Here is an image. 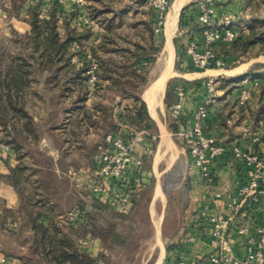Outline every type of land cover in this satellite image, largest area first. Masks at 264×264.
I'll return each instance as SVG.
<instances>
[{"label": "crops", "instance_id": "1", "mask_svg": "<svg viewBox=\"0 0 264 264\" xmlns=\"http://www.w3.org/2000/svg\"><path fill=\"white\" fill-rule=\"evenodd\" d=\"M136 1L138 0H134ZM201 1H172L167 20L174 12L176 2L181 3L172 35L174 55L171 66L174 75L167 80L162 105L156 108L158 119L151 114L149 103L145 99L148 88L141 97L147 104L150 118L153 122H157L158 130H161L162 134L165 130L170 139L171 136H175L176 139L181 140L183 133L193 128L195 113L209 97L207 80L209 78L215 80L217 94L210 104L209 116L203 129L207 135L225 144L228 152L213 162L210 178H205L196 169L186 148H178L177 154L173 153L175 156L167 161L165 154L161 153L162 143L156 146L155 142L147 138L144 143L147 150L143 146L140 147L141 165L131 166L120 181L108 183V192L95 195L91 191L88 180L92 169L88 166V162H83V167H78L76 144L71 140L70 142L66 140V134H58L62 136L63 143L62 147L56 150L58 155L53 158V169L48 168L43 161L28 163V158L21 159L19 152L11 145L10 149H3L0 146V255L4 254L9 257L6 264H23L20 255L27 253V249L15 239V234L9 232L20 229V221L15 212H19L22 200L18 188L11 179L13 171L23 162L36 169L38 184L43 180L42 174L46 171H52L61 180L68 181V187L57 195L58 198L54 204L56 212L48 216L62 221V211L65 208L61 207L60 203L68 199L70 210L78 200H81L80 205L87 219L85 223L75 225V228H85V233L82 237L73 235V238H76L82 253L99 257L96 264H115L113 261L125 259L126 255H130L129 245H131L133 236L128 231L130 228L136 229L143 226L141 213H145L147 226L153 233V237L147 243L150 246L149 252L144 256L141 255L142 251L138 253V259L143 257L142 264H174L179 260L209 264L208 258L217 252V245L213 243L211 219L218 215L232 218L227 238L233 246L234 255L240 259H246L248 237L258 236V228L264 222V193L258 202L249 198L242 203L237 212H231L228 208L229 198L223 192L228 190L233 198L242 202L241 189L250 183L245 163L233 154L235 146L258 153L264 158V121L262 116H259V110L264 102V83L260 79L253 80L251 77L238 83L233 82L239 77L247 76V73L253 69L254 62L241 63L227 69L194 70L187 51L192 45L204 49L203 30L200 25L199 3ZM43 3V9L49 13L53 3L45 1ZM246 3L247 0H220L217 5V19L220 21L222 15H231L235 19L239 17L243 20L248 19L249 13L243 12ZM141 4L138 3L136 7L134 22L137 24L136 27L144 28L152 40L153 23L157 20V12L152 7L155 18L150 14H142ZM30 6L29 2L25 3L22 9L25 15ZM59 10L63 12V17L73 18L77 24L79 23L78 29L83 30L84 26L86 29H91L95 36L105 33V29L99 28L96 21L91 18L89 8L75 7L69 2L61 4ZM0 22L9 26L4 31L0 25V31L7 39L11 37L12 29L22 34L30 31V25L27 22L15 18L9 19L8 14L1 10ZM166 58L167 48L162 73L167 68ZM260 71L264 69H254V73ZM160 76L152 83H155ZM174 79H180L182 82L169 91L168 85ZM252 85L258 87L254 88L252 98L242 105L240 101L242 90ZM179 87L184 90L185 96L181 114L175 117L172 114V107L180 99ZM160 109L163 111L166 109L168 112L167 116L165 114V123L161 120ZM121 120H124V117ZM120 127L117 133L127 135L134 129L124 122L120 124ZM3 135L0 125V138ZM171 150L174 151L173 146ZM218 194L222 196L218 197ZM120 197H128L129 203L124 205L118 202L117 199ZM97 213L106 217L105 224L95 225L94 216ZM114 214L122 218H114ZM15 221L18 222V227L12 230L9 225ZM111 226L116 227L124 242L105 240L98 234ZM94 228L98 230L94 232ZM241 228H249L250 231L248 234H241L239 233Z\"/></svg>", "mask_w": 264, "mask_h": 264}, {"label": "trees", "instance_id": "2", "mask_svg": "<svg viewBox=\"0 0 264 264\" xmlns=\"http://www.w3.org/2000/svg\"><path fill=\"white\" fill-rule=\"evenodd\" d=\"M251 1L256 9L264 6V0ZM3 2L0 0L1 6ZM25 3L26 0H11L13 7L11 10L16 13L10 12L9 18L18 17ZM60 6L59 3H53L48 16H43L41 5L30 6L23 19L30 25V31L22 34L12 29L11 37L8 38L11 45L10 49L9 47L7 49L8 57L0 62V125L4 134L0 140L14 147L21 155V159L24 158L23 146L19 144L18 137L24 136L26 140L40 138L36 129V119L27 106L29 96L34 97L39 94L35 84L44 79L47 89L53 94L54 101L58 100L61 105L70 101L73 112L86 108L85 103L90 96L88 71L91 67L88 57L83 55L87 50L98 63L96 87L105 85L108 89L119 91L125 97H131L136 104L135 119L139 125L153 122L149 116L147 104L141 97V89L148 83V71L155 62V57L149 61V67L141 69L143 65L140 64L147 59V49L139 43L134 47H122L116 38L111 37L110 32L117 27L115 19L108 17V14L112 12L110 7L90 8L91 18L105 28V33L99 41L91 44L93 31L73 27L70 18L62 17L59 11ZM247 28L248 32L239 31L235 41L221 42L216 45L215 50L225 62V66L229 61L220 47H228L229 55H233V65L227 68L238 66L243 56L251 52H256L257 57L264 55V17L252 15L247 20ZM77 47L79 49H76ZM152 49V54L159 53L162 45ZM78 56H82L85 60L80 67L75 63ZM255 68L253 67L249 72V76L253 80L260 79L264 83V71L254 73ZM247 77H239L233 82L238 83ZM181 82L180 79L171 81L168 85L169 91ZM259 116H262L264 121V102L259 110ZM34 172L37 176L36 169L23 162L13 171L11 179L18 188L22 200L19 208L22 218L19 219L20 229L18 230L23 233L25 231L32 237L30 242H24L28 246V253L21 256L23 263L28 264L29 256L25 255H35L37 263L96 264L99 257L82 253L75 240L65 231L61 221L56 217L48 216L56 212L55 205L51 204L44 194L39 193L41 183L38 184V180L33 179ZM29 183L35 185L37 192L35 195H25L24 191ZM38 207L40 209H36ZM114 228L115 226H111L98 234L105 240L124 242L119 234L112 231Z\"/></svg>", "mask_w": 264, "mask_h": 264}, {"label": "rangeland", "instance_id": "3", "mask_svg": "<svg viewBox=\"0 0 264 264\" xmlns=\"http://www.w3.org/2000/svg\"><path fill=\"white\" fill-rule=\"evenodd\" d=\"M3 1L4 2L2 6L0 5L1 11L7 13L8 17H10L9 16L10 12L16 13V11L11 10L13 8L11 4V0H3ZM31 1L32 0H26V2H29L30 5L32 6ZM138 3H142L140 5L142 6L141 8L142 14H150L151 17L155 18L152 6L148 2L142 0H138L136 2H134V0H87V3L83 7L89 8L90 10L91 7L100 8L102 6H107L112 9V12L108 14V17L115 19L117 28L116 30H113V32H110L111 37L116 38L119 45H121L122 47H134L135 44L139 43L142 47L147 49V59L143 60V64L139 62V64L141 63L140 65H143L142 67H140L139 65H137V67H140L141 69H143V67H149L150 65L149 61L155 57L156 60L150 66L148 71V83L141 89L142 90L141 95H142L143 92L148 88V86L158 76H160V74L163 71L164 65L162 61L164 59V55L166 52V38L168 37V30H167V21H166V25L163 26V29L159 33H155L154 28H155V23L157 22L156 20L153 23V32H152L153 36L151 40V37L147 34V31H145L144 28L134 26L135 22L133 17L135 16L137 10L136 7L138 6ZM37 4L41 5L42 14L43 11L45 12V15L43 16H48L46 10L43 9L44 7L43 1L40 0V2ZM253 5L254 4L251 0H247L246 7H244L243 12L246 11L249 13L247 17L249 16L250 17L248 19H250L252 15H256L259 16L260 18H263L264 6L256 9ZM59 11L62 15L63 12L61 10ZM24 17L25 14L23 10H21L18 17L13 16L12 18L23 20ZM248 19L243 20L240 17L239 19L237 18L235 22V26L241 32H248V28H247ZM96 24H98L99 28H103L99 25L98 22H96ZM0 25L4 29V31H6V29L9 27L4 25V23L2 22H0ZM71 25L73 27H78L79 23L77 24V22L72 18ZM165 27H166V35H165ZM82 29L86 30L84 26L82 27ZM101 36L94 35L91 44H94L96 43V41H99V38ZM159 45H162L161 51L159 53L152 54L153 53L152 48L157 47ZM8 47L9 49L11 47L9 40L6 38L5 34L0 31V62L2 60L4 61V59L5 60L7 59L6 57H8L7 56ZM76 49L79 48L77 47ZM220 50L228 58L229 63L222 68L215 67V69H225V68L227 69L228 66L233 65V55H229L228 47L221 46ZM255 54L256 52L255 53L251 52L248 55L243 56V58L240 60L241 63L254 62L255 63L254 67H256L257 69L260 68L264 69V55L257 57L255 56ZM83 55L85 57H88V60L91 63V67L89 68L90 70L93 68L94 65H98V63L91 56L89 50L84 52ZM84 61L85 60H83L82 56L80 57L78 56L75 60V63L78 65V67H80ZM172 64H173V60H172ZM247 76L250 79L249 72L247 73ZM97 82L98 81H96L95 83ZM95 83H91L89 81L88 85L90 88V96L87 102L85 103L86 108L78 109L75 112L71 110L72 107L70 106L69 103L70 101L63 103L62 105L58 102V100L54 101L52 97L53 94L47 89L44 79L41 80V82L35 84V87L38 90L39 94H36V96L34 97L29 96L27 106L30 113L36 119V123H37L36 129L38 130L40 138L38 140H35L34 138H31L30 140L28 139L26 140L24 136L18 137L19 144L23 146L22 153L25 158H28L27 159L28 163L33 161L39 163L43 161L48 166V168L53 169L54 168L53 158L55 157V152L56 150H59L62 147V143H63L62 136L60 137L58 134H66L65 139L66 140L68 139L69 142L71 140L76 144V149L78 151V156H77L78 167H83V162H88V166L91 167L92 169L89 172L90 175L96 170L99 157L103 151L106 136L111 132H115V133L119 132L121 128L120 124L123 122L125 124H128L130 127H134L135 130L146 131L148 133L147 135L148 140H152L153 142H155L156 146H159L160 143H162L163 134L161 130L159 131L157 128L156 126L157 122H145L143 125H139L136 122L134 115L136 104H134L135 102L131 97H125L123 96V94L119 93V91L114 89H108L105 85H102L100 88H97ZM255 87L258 86L257 85H252L249 87L247 86L242 90V93L246 90H251L253 93ZM159 105H162V102ZM165 114L166 116L168 114L166 109L164 111L160 109L161 120L164 123H165ZM123 117L124 120H121ZM156 119H158V117ZM43 139L46 140L48 146H44V144L42 143ZM171 140L174 151L171 150L172 148L167 149L166 146L162 147L161 149V153L165 154L164 156L166 157L167 161H169L170 158L173 157V153L177 154L178 148L181 147L186 148L183 138L180 140V139H176L175 136H171ZM34 173L35 176H33L34 177L33 179H37L35 178L37 177L36 172ZM42 177L43 180L39 185V193L44 194V197L49 199L50 202H54L53 203L54 205L56 203L55 201L58 198L57 195L61 192V190H64L66 187H68V183H67L68 181L66 179L61 180L58 176H55L52 171L50 172L46 171L45 173L42 174ZM24 192L25 195L27 196L31 194L35 195L37 193L35 185L31 183L26 185V190ZM68 203H69L68 199L60 203L61 207L65 208V210L62 211L63 220L60 221L63 224L65 231L72 238L73 235L76 237H82L85 233L84 232L85 228L76 229L75 225L69 222V220H67L66 218V215L69 213V211L72 210V208L75 205L82 204V202L81 200H78L70 210ZM36 209H40V207ZM15 215L19 219L22 218L20 212L18 211L15 212ZM140 217L142 218L143 226L136 229L130 228V230L128 231L130 235L133 236V239L131 240V245H129V247L131 248L130 255H126L125 259L122 258L121 260H115L113 261V263L115 262V264H142L144 262L142 260L143 257L142 259H138L137 256L140 251H142L141 252L142 256H144L146 253L149 252L150 246L147 243L148 240L151 237H153V233L151 229H149V227L147 226V220H145V213H141ZM114 218L120 219L122 217L114 214ZM94 220H95V225L105 224L107 221L106 217H104L101 213L95 214ZM13 229L16 228H12V230ZM17 230L18 229L9 232L15 234V239L19 240V243L27 249L28 246H26L24 242L26 241L30 242V240L32 239L31 235H29V233L25 231L24 233L19 230H18L19 232H17ZM97 230L98 229L94 228V232ZM112 231L115 234L116 233L118 234V230L116 229V227L112 229ZM73 239L76 242V238ZM76 245L78 246L79 244L76 242ZM20 256H24V255H20ZM25 256H29V259L27 261L28 264H47L44 262L37 263L35 261V255H25Z\"/></svg>", "mask_w": 264, "mask_h": 264}, {"label": "built area", "instance_id": "4", "mask_svg": "<svg viewBox=\"0 0 264 264\" xmlns=\"http://www.w3.org/2000/svg\"><path fill=\"white\" fill-rule=\"evenodd\" d=\"M48 3H72L76 6H84L87 0H42ZM157 12V22L154 28L155 33H159L163 26L166 25L167 15L173 0H145ZM40 0H32L31 4L35 5ZM220 0H202L200 5V25L203 30L204 49H199L196 45L188 48V56L195 70L203 71L208 66L222 68L225 62L221 59L215 47L221 42H233L239 36V29L235 26L236 19L231 15H222L219 21L217 15V5ZM43 15L45 12L43 11ZM98 65H94L88 71L90 82L98 81L96 70ZM209 97L206 103L200 107L194 115V126L192 129L185 131L182 135L189 155L191 156L194 166L205 178L211 176V165L219 157L228 152L225 144L204 132V123L209 116L210 104L214 101L217 90L215 80L209 78L206 82ZM252 91L246 90L241 94V104L245 105L252 98ZM179 101L172 107V114L179 117L183 109L184 90L178 88ZM148 133L146 131L131 130L127 134L111 132L105 138L103 151L99 157L96 170L88 177L91 191L95 195L108 192V183L110 181H120L127 170L133 165H141L140 147L144 146ZM44 146H48L46 140H43ZM3 149H10L11 146L0 141ZM146 147V148H145ZM233 154L241 159L247 168L249 176V185L241 189L243 196L242 202L233 198L228 190L223 194L229 198L228 208L231 212H237L242 203L251 198L252 201L258 202L262 193H264V158L253 151L243 150L239 146L233 148ZM55 155L58 153L55 152ZM218 197L222 194H218ZM118 202L127 205L128 197H120ZM67 220L74 225L85 223L87 217L80 205H75L66 215ZM231 217L218 215L211 219L213 225L212 237L213 243L217 245V252L208 258L209 264H264V222L258 228V236H249L247 240L248 254L246 259H240L234 255L232 244L227 238V231ZM10 228H17L18 222H12ZM249 228H241L239 233L248 234ZM9 257L0 255V263L6 264ZM174 264H201L199 261L179 260Z\"/></svg>", "mask_w": 264, "mask_h": 264}, {"label": "bare ground", "instance_id": "5", "mask_svg": "<svg viewBox=\"0 0 264 264\" xmlns=\"http://www.w3.org/2000/svg\"><path fill=\"white\" fill-rule=\"evenodd\" d=\"M180 6H181V3L176 2L174 12H172L169 15V19L167 20V30H168L167 45H166V48H167V58H166L167 59V68L162 73V75L155 81V83H152V85H150V87H148V89L146 90V93H145V99L149 103L150 112L156 118L158 117L156 108L162 102V98H163L165 90H166L167 80L171 76L174 75V70L171 66L172 60H173V55H174V46H173V41H172V35H173L174 28L176 26L177 15H178ZM164 57H165V55H164ZM163 60H165V59H163ZM171 142L172 141H171L169 135L164 130L163 131V138H162V147L166 146L167 149L172 148ZM173 156H175V155H173ZM160 219H161V217H160Z\"/></svg>", "mask_w": 264, "mask_h": 264}, {"label": "water", "instance_id": "6", "mask_svg": "<svg viewBox=\"0 0 264 264\" xmlns=\"http://www.w3.org/2000/svg\"><path fill=\"white\" fill-rule=\"evenodd\" d=\"M208 68L210 69V68H212V66H211V65H209V66H208Z\"/></svg>", "mask_w": 264, "mask_h": 264}]
</instances>
